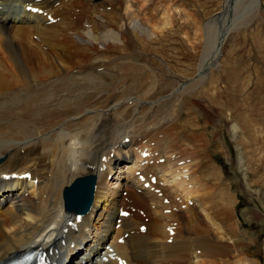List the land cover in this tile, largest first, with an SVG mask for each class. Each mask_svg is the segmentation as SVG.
Returning <instances> with one entry per match:
<instances>
[{"label":"bare ground","instance_id":"1","mask_svg":"<svg viewBox=\"0 0 264 264\" xmlns=\"http://www.w3.org/2000/svg\"><path fill=\"white\" fill-rule=\"evenodd\" d=\"M9 1H12L13 4L8 5ZM90 1L87 0L88 4L84 6L82 3H78V0H0V261L16 253L26 251L33 246L38 248L52 247L51 264H99L101 257L108 258L107 264H116V262L110 260L111 255L120 257L125 264H146V262L148 264H216L215 259L217 257L230 256V258H233L237 252L231 256L228 250L231 249L232 245L230 243L232 242L229 243L228 241L233 240L237 229H235V222H231L233 209L229 208V204L232 205L235 201L232 203H227L225 200H223L224 203L222 201L217 202L212 214H210L205 204H201L198 199L202 185L191 189L192 185L188 184V180L192 178L195 184L198 181L195 177L196 173H193L192 170V175L188 174V172H191L189 171L190 165H197L199 167L197 175L205 179L203 174L209 169L208 163H210V160L207 159L210 156L206 155V151L201 153L202 150H197L200 151L197 154V151L193 150L197 154L198 161L194 153L190 154V151L189 154L192 155L190 157L191 164L187 160L178 158V155L167 162L170 157L167 153L173 152L170 149V140H165L162 145L159 143L158 139L164 131H162L163 125L159 128L156 123H153L156 122V118L152 113L139 119L138 124L130 126L126 131H120L117 142L113 141L116 142L115 146L109 147V151L103 149L104 146L102 149L100 148L103 151L102 153L106 152L104 154L97 155L95 148L98 143L94 144L95 141H91L93 137H90V140L89 137L87 138L89 132L94 131H91L93 127L91 123H95L99 113L124 109L125 112H131L126 116L132 118L133 116H141V112H154L156 109V106L154 107L153 104L148 103L149 100L156 97L153 93H150V98L146 96L142 99L144 103L140 104V107L136 103L134 104V101L133 103L130 101V103L124 100V105L122 100L118 102L119 98L114 99L111 97L110 99L106 95L109 91L119 88L122 78L118 79L125 77L127 70L130 72L128 74L131 75L132 73L146 72V69L151 70L147 65L145 69V64L159 67V74L164 80V86L160 81H148L151 84L146 85L144 88L147 89V86L148 88H157L160 85L158 93L164 95L173 92L170 98L174 97V94L179 91H185L187 87H194L196 84L201 85L204 76H206L204 67L207 65L210 56L208 53L211 52L212 58H215L217 53H222L220 45H222V41L226 40V37L225 40L222 37V41L220 40L221 36L218 37L220 44L217 47L216 37L213 38L212 34L216 29L214 25L219 17L222 18V23H226V12L229 13L231 0H220L218 13L205 24V39L201 42L203 55L199 59L200 62L198 61L199 64L198 62V65L196 64L193 76H189L188 71L185 72V75L184 70L187 69L185 66H183L182 71L184 74L170 72L166 57V60L158 56V58L149 61L141 60L142 56L139 52L142 42L141 31L143 35H147L149 25L147 20L141 19L140 14L130 5L136 3V0H122V12L117 9L116 14H105L108 20L106 25L116 28V25L123 21L129 26L133 31L132 33H134L131 40H123L122 38L129 29H122L124 31L120 30L115 34L113 33L114 28L109 29L103 23L97 25L95 8L89 3ZM232 1L234 2L232 6L234 11L240 10L241 13L251 6L253 13H255V9L264 7L261 0ZM107 5L109 3L106 4L104 9L109 12L110 10H107L106 7H109V9L111 7ZM27 7H38L42 9L45 15L33 14L27 11ZM263 12L262 10H260V13L258 12L259 17L257 18L260 19H257L258 22L261 21ZM241 13L240 15L243 16ZM50 18L55 19V22L50 23ZM84 23H88L90 29L88 27L84 29ZM122 24L121 22L120 25ZM120 25L119 28L121 29ZM107 36L112 41L108 44L109 48L117 50L119 49L118 44L121 43L128 50L131 49L133 54L129 59L130 61H123L125 69L121 70L122 72L115 75L113 79L110 75L111 71L106 72L103 78L108 84L103 88H99L95 87L94 81L97 77L95 74L93 75V67L103 65L108 60L106 61V58L101 56L95 57L97 45L95 46L94 43L101 44ZM259 39L260 32L256 33L253 38L251 37V42L255 44L253 45V50H255L251 56H255L256 52L259 54L260 49L258 48L261 47ZM108 46L104 45V53ZM256 56L258 57V55ZM258 58L264 61V55ZM114 59L117 58H110V60ZM216 61L218 63V60ZM119 63L113 64L116 69ZM223 63L224 60L222 61L219 58V67ZM190 64L188 65L190 66ZM165 67L167 70H164ZM150 70H147L148 73L146 72L148 75ZM180 71L177 72L180 73ZM235 72L236 68H232L229 73L226 71L225 77H230ZM151 77L153 78V76ZM135 79L136 77L134 81ZM145 79L144 81H146ZM228 79L227 77V80H225L228 81ZM258 79L261 78L258 77ZM156 80L160 79L157 78ZM215 80L218 81V79ZM128 83L134 84L133 81ZM137 83L142 82H136V85ZM212 83L214 86H211L210 83L208 89L203 87L204 89L199 90L200 92L196 89L199 94L196 93L192 97L189 95L185 98L184 104L191 110L193 109L195 114L203 115L208 106L205 107L202 104L212 99L215 102L214 106L223 107L221 108L223 116L226 106L219 102L218 97L223 89L217 87L215 81ZM229 84V87L235 90L234 86L231 83ZM125 86L127 87L126 84ZM247 87H249V83L246 84ZM133 90L131 91L134 92ZM136 94H138V91H135ZM235 97H231L232 103L227 105V111L230 109L229 112L232 111L231 115L236 112L233 116H236V123H240L239 130L245 133L247 144L255 142V134L260 131L264 139V119L262 125L253 121L249 115L253 111L249 109L251 106L242 109ZM136 99L141 100V97ZM178 100L180 101L181 98ZM166 104L168 108L173 107V104H170L169 101ZM87 110L92 111L93 114H87ZM123 111H119V115L120 113L122 115ZM112 116L115 117L114 114ZM217 116L216 121L219 123L227 120L221 115ZM116 117L118 116L116 115ZM204 120L206 123V117ZM84 121L91 122L88 123V126L86 125L90 129H87L88 132L84 130V124H86ZM232 123H235V121ZM257 123H259L258 127L260 129L258 132L256 130L258 128L256 127ZM170 126L172 127V124ZM227 127L230 129V126ZM232 127V130L229 131L235 134L234 131L238 127L234 125ZM223 131L220 132L219 136L225 137V130ZM107 139L106 142L109 143V139L108 141ZM126 139H129L127 143L125 142ZM111 140L114 139L111 138ZM197 141L199 143V140ZM197 141H195L196 144ZM188 142L186 141V143ZM239 144L241 146L244 143ZM142 153H148V156L142 158ZM239 153L244 154V152H238V156ZM111 154L112 156H110ZM88 158L96 162L90 164ZM160 158H163V163H158ZM123 160H126L125 170L120 168L125 163L121 164ZM128 160L130 161L129 164ZM142 162H146V164L142 165ZM120 169L124 171L122 176L119 173ZM137 171L146 178L149 174L155 176L157 178L155 185L150 184L148 188H145L144 183L148 182V178L144 182L138 181L135 176ZM12 173L17 175L29 173L31 178L27 181L19 179L5 180L3 178V176ZM88 175H93L97 181L93 203L89 212L83 215L82 221L76 223V230H72L68 226V222L75 219V214L64 209L62 193L77 178ZM35 179H37L36 185L33 183ZM214 185V190H216L222 184L218 180ZM211 186L208 183L207 187L210 190ZM152 187L159 189L162 197L150 192ZM124 192L126 193L125 196H123ZM163 199H167L168 204H164ZM190 201L191 205L188 203ZM120 209L128 210L130 215L127 218H122L117 228L118 223L115 220ZM165 210H169V213L165 214L163 212ZM140 212H143L144 216H141ZM228 223L229 228L232 226V230L230 229L232 232H227V230L225 232ZM140 226H145V232L139 231ZM171 231L174 233L172 236L169 234ZM124 233H127L128 236L119 243L118 239ZM214 235H218L228 247L223 251L220 250L221 247L219 248L220 251L214 249L213 245L216 244L214 243ZM168 239H171L170 243L167 242ZM109 248L112 249V253H109ZM140 251L147 252V254L141 255L140 258L138 257ZM77 253L81 254L78 258H76ZM174 254H177V256L168 260ZM188 257L190 260H188ZM240 263H242V260ZM223 264L229 263L224 262ZM247 264H249V261ZM251 264H253V261Z\"/></svg>","mask_w":264,"mask_h":264},{"label":"rangeland","instance_id":"2","mask_svg":"<svg viewBox=\"0 0 264 264\" xmlns=\"http://www.w3.org/2000/svg\"><path fill=\"white\" fill-rule=\"evenodd\" d=\"M261 1H263V5H264V0H261ZM135 2L136 3L130 4V5L138 12V14H140L141 19L147 20V24L149 25V28L147 31L149 33H147V35L144 34L145 35L144 36L143 32L141 31L142 42H141V49L139 51V52H141V56H142L141 60L149 61L150 59H155L157 56L164 59V60H166V58H167L168 60H166V61H168V64H169L168 70L170 69V72H173L175 74H181V73H183L182 72L183 66H185V68H187V69L184 70V73L185 72L187 73V71H188L189 73H187V74H189V76H193L194 75L193 71L196 68V64L198 61L200 62L199 59H201V57L203 55L201 42H203L205 39L204 38L205 37L204 36V28H205V24H206L205 22L208 19H210L212 16H214L219 11L218 8H219V4L221 1L220 0H155V2H157V4L153 3V0H136ZM231 2H232V5H234V2L232 0H231ZM78 3H82L84 6H86L88 4L87 0H78ZM89 3H91V5L95 8V16L97 18V25H100V23H103L105 25V27H107L109 29H111V28L113 29L114 28L113 26L106 25V22H108V20L105 17V14H109V13L116 14L117 9L122 12L123 1L122 0H91ZM108 3H109V5H107V6H110L111 9L109 12H106L104 7ZM7 4L12 5L13 3H12V1H9ZM153 4H154V7L151 9ZM235 6H236V3H235ZM251 7L247 8L248 10L245 9L243 11V13H241L240 10L234 11V9L232 8L231 14L228 16V18H229L228 21L226 19V23H222V21H221V23H219V20L217 21V23H215L214 28H216V29L214 30V33L212 34L213 38L216 37L215 35L217 34V27L218 26L221 25V28H224L226 25L229 24L228 26L230 27V25L236 24L237 22H239L238 30L241 31V34L243 36L242 35L239 36V34L238 35L236 34L235 38L233 37L235 32H236V26L235 25H234L233 29H231L228 32L227 36H225V34L223 35L224 40L226 37L228 42H227V44H225V47L223 48V53H220V58L222 59V61L224 60V63L220 66L221 68L219 67V64H218L219 63L218 55L215 58H212V54H211V52H209L211 50L209 49V51H208L209 53L207 52L208 55H210L209 56L210 58L208 57V61H207L208 66L205 65V67H204V69L206 70V72H205L206 76H204V80L209 82V85L207 83L205 86V82H202L201 85H203V86L196 84V86H194V87L193 86L187 87V89L185 91H182L184 93L179 91V92L174 94L175 95L174 97L172 96V98H170V95H172L173 92L172 93L170 92L169 94L167 93L164 95H160L158 93L160 90V85L157 86V88H153V87L148 88V86H147V89L144 88V87H146V85L151 84L148 81H153V82L154 81H160V83L162 82L161 84L163 85L164 80L162 79V77H160L159 67H156V66H153L150 64H145L144 65L145 69L147 67L151 68V70L146 69V72L148 73L147 70H150L149 72L152 73L151 71H154L153 72L154 74L149 73V75H148L146 72H142L139 74L132 73L134 76L132 74L129 75L128 73H130V72H128V70L126 69L127 70L126 71L127 78L125 76V77H120L118 79V80H120L122 78L121 81L123 84L121 83L119 88H117L114 91H109V93H106V95L110 99H111V97L114 99L119 98L118 102H120L122 100L124 102V105H125V101H129V102L131 101L132 103L134 101V104L136 103V105L140 107V104L144 103L142 101V99L146 96L148 98H150L151 97L150 93H153V95H156V97L153 100H149L148 103L151 105L153 104L154 107L156 106L155 107L156 109L154 110V112H152V111L151 112H141V116H139V117L133 116L131 118V117L126 116V114L128 115L131 112H125L124 109H120V110L118 109L120 112L124 110L122 112V115H121V113L119 115L118 110L113 111V112L111 111L115 117L112 116L113 114L110 111H108L106 113L103 112V113L97 114L98 118L95 119L96 124L95 123L93 124V122L91 123L90 121H88V122L84 121V123H86V124L83 123L84 124V130L86 132H88V130H90V129H88L87 126L90 123L93 125V127H92L93 129L91 128V131L92 130H94V131L91 133L89 132L90 136L88 135L87 138L89 137L88 139L90 140L93 137L91 139V141L92 142L95 141L94 144L98 143V146L95 148L97 155H101V153L103 151H101L100 148L102 149L103 146H104L103 149L109 151L110 150L109 147H112L117 142L120 131L121 132L126 131L127 128H129L130 126L138 124L139 119L145 118L149 113H152L154 115V117L156 118V122H153V123H156V125L159 128L161 127V125H163L162 131L164 130L165 132L163 131L161 133V136L158 139L159 143H161V145H162L163 142H165V140H167V139L170 140L169 144H170L171 148H170V146H169V148L171 150H173L174 153L173 152L167 153V155H169L171 157V158L170 157L168 158L167 162L170 161L171 159H173L174 156L178 155L177 156L178 158L183 159V160H187L190 163L191 162L190 157H192V155H190V154L194 153V155L196 156L197 154H199L198 152H200L201 150H202L201 153H204L203 151H206L205 152L206 155L210 156V158L207 157V159L210 160L211 163L210 164L208 163L209 169L206 171V173L203 174V177L205 179H202L200 176L197 175V173L199 171V167L197 165H190L191 168L192 167L193 168L191 169L189 167V169H190L189 171L192 170L193 173H196L195 177L197 178L198 181L195 184L193 182V178H192V179H189L190 181L188 180V184L192 185L191 189L198 188L199 185H202V189H200V194L198 196V199H199L201 204H205V207L209 210L210 214H212V210L215 207L217 202H219V201L223 202V200H225L227 203H229V202L232 203L233 201H235L232 203V205L229 204V208L233 209V215L231 214V220H232L231 222H233V223L235 222V229H237V231H236L235 236L233 237L234 241L233 240L228 241L229 243L232 242V243H230V245H232V247H233L232 248L229 245V247H231L232 250L229 249L228 252L231 253V256H233L234 253H236V252L237 253H236V255L233 256V258L232 257L230 258V256H225V258H224V256L217 257L215 259L216 264H223L224 262H228L229 264H235V263L238 264L241 262V260H242V263H240V264H243L245 262H246L245 264H247L248 261H249V264H251L252 261H253V264H264V141H263L264 139H263V135H262V133L258 127L259 123L262 125V122L264 119V61H261L260 58H258V57H260V56L262 57L264 55V32H263L264 31V17H261V21L258 22L257 19L258 20H260V19L257 17H259L258 12L260 13L259 9L261 7L255 9L254 10L255 13L252 12L253 8H251ZM143 10H148L149 12L147 14L141 15V12ZM102 11H103V13H102ZM262 11H264V9ZM205 13H206V15H205ZM240 13L243 16H241ZM263 15H264V12H263ZM252 17H253V19H252ZM240 19H242L243 21ZM244 20H247L246 21L247 23ZM121 22L123 24H125L123 21H120L118 24L120 25ZM242 22H245V23H242ZM87 24L88 23H84V25H83L84 29L85 28L87 29V27H88V29H90V25L89 24L87 25ZM118 24L116 25L117 27L113 29L114 30L113 33L116 34L117 31H120L122 29H124V30L129 29L126 32V34H124V37H122V38H123V40H127V39L131 40L132 36H134V33H132L133 32L132 29L129 28V26H127L126 24L120 25L121 26V29H120ZM241 24H243V25H241ZM253 26H254V28H253ZM252 29H253V33L251 32ZM124 30H122V31H124ZM101 31L105 32L104 30H101ZM258 31L260 32L259 41H260L261 47L258 48V49H260L259 54H258V52L255 53L256 55H258V57H257L256 55L251 56V51L253 52L255 50V49L253 50V45H255V44H253L251 42V37L253 38L256 35V33H259ZM220 32H221V30H220ZM225 33L227 34V32H225ZM237 33H239V32H237ZM109 36L111 37L112 34ZM109 36H107L106 37L107 40L105 39L103 42H101V44L100 43H94L95 46L97 45L95 48V57L101 56L103 58H106V61L108 60V62H105L103 65H98L96 67L95 66L93 67V75L95 74L97 77L96 81H94L95 87H99V88H103V86L105 87L108 84V82L103 78V75H105L106 72L111 71L110 75L113 79V77H115V75L120 74L125 69V66H124L125 63L123 64V61L124 62L130 61L129 59H131V56L133 54L131 49L128 50V48H126V46L124 44H123L124 45L123 46L121 43L118 44L119 49H117V50L109 48L108 44H109V42H112L110 40ZM223 36H221V38H220L221 41H222ZM229 36L233 37V39L232 40L229 39ZM125 37H126V39H125ZM142 37H144V38H142ZM150 37H152V38H150ZM218 37H220V36H218ZM147 38L148 39L150 38V39L148 40ZM237 38H239V39H237ZM262 41H263V43L261 44ZM223 42L225 43L226 40ZM104 45L108 46V49L106 50L105 53L103 52ZM161 46H162V48H161ZM221 48H222V45H220V50H221ZM228 49H229V53L226 51ZM260 53H262V54H260ZM205 55L206 54L204 53V56ZM236 57H238V58H236ZM110 58L111 59L117 58V59L110 60ZM216 60H218V63ZM118 62H120V63L118 64V67L116 69V66H114L113 64L118 63ZM199 62H198V64H199ZM233 62H235V63H233ZM122 64L124 67L122 66ZM188 64H190V66ZM255 64H256V66H255ZM146 65H147V67H146ZM112 67H114V68H112ZM119 67H122V68H119ZM237 67H238V69H237ZM244 67L245 68L247 67L246 72H245ZM256 67H258V68H256ZM232 68L233 69L236 68L235 73L237 75L235 73L232 74V75H234L233 78H232V75H230V77L227 76L229 78L228 81L230 80L228 82V81H226L227 77H225L226 71L229 73V71H231ZM164 70H167V68L165 67ZM179 70H181L180 73L177 72ZM141 71H142V69H141ZM213 72H221L223 77L221 76V73L212 74ZM186 73H185V75H186ZM211 74H212V76H210ZM150 75L153 76V78ZM240 75H241V77H240ZM135 77H136V79L134 81ZM139 77L141 78V80ZM258 77L261 79H258ZM131 78H133V79H131ZM143 78L144 79L146 78L145 79L146 81H144ZM157 78L160 80H156ZM212 79H213V81H215V83H216L215 85H217V87H222L221 89H223V90H221V93L219 92L222 96L219 94L218 97H219V102L223 103V105L226 106L225 112L222 116L221 108H223V107L220 106V108H219L217 106H214L215 102L211 99V100H208V102H205L202 104V106H204V105H205V107L208 106L206 112L203 115L202 114L197 115V114H195V111H193V109L191 110L189 107H187L186 104H184V100L189 95H190V97H192L196 93L199 94L198 91L201 89H204L205 87H206L205 89H208V87H210V83H211V86H214L212 83L213 82ZM215 79H218V81ZM223 79L224 80L226 79L225 80L226 83H223V82H225ZM208 80H210V81H208ZM258 80H260V81H258ZM132 81L134 82V84L132 83ZM128 82H131L132 84H130ZM136 82H142V83H137V85H136ZM227 82H228V84L231 83L232 86H234L235 90L231 89L229 87L230 84L228 85ZM255 82H258V83H255ZM259 82H260V84H259ZM248 83H249V86L251 85V88H250V90L247 91L248 94H246L244 89L246 88V84H248ZM125 84L127 85V87L125 86ZM122 85L124 86L123 89H122V87H123ZM139 85H140V87L141 86L142 87L140 88ZM199 86H201L202 88ZM125 88H127V89H125ZM211 88H209V89H211ZM119 89H121L120 92H119ZM128 89H129V91H128ZM130 89L131 90L134 89L133 90L134 92H132ZM196 89H198V91H196ZM229 89H231L232 91ZM139 90H141V91L139 92ZM135 91H138V94L135 95ZM231 92H233V93H231ZM101 93H103V92H101ZM111 94H112V96H111ZM114 94H115V96H114ZM230 96L231 97L237 96V97H235V99L237 98L236 100L238 101V104L240 103V107L242 109H246L248 106L249 107L251 106L252 108L251 107L250 108L248 107V108L252 109L253 111L250 112L249 115L251 116L253 121L259 122V123H257L256 127H258V128H256V130H257V132L258 131H260V132L256 133L257 135L255 134V142L250 143L251 145L247 144V141H246L247 139H246L245 133H242L239 130V126H241V125L238 121L237 122L239 125L236 123V118H235L236 116L235 117L233 116V115H235L236 112L231 115L232 111L229 112L230 109L227 111V108H228L227 105H230V103H232ZM137 97H141V100L136 99ZM122 98H124V99H122ZM180 98H181V100L179 101L178 99H180ZM110 99H108V100H110ZM258 99H260V100L258 101ZM135 101H137L138 103ZM168 101L170 104H173V107L168 108V106L166 104ZM129 102H127V103H129ZM175 108H177L178 110ZM210 109H211V111H210ZM169 111H171V112H169ZM116 112H117V114H116ZM183 112H186L188 114H185ZM86 113L89 115L93 114L92 111H88V110L86 111ZM90 113H92V114H90ZM108 113H109V115H108ZM102 115H104V116H102ZM105 115H107V116H105ZM116 115L118 117H116ZM217 115H221L223 118H225V120L226 119L227 120L219 123L216 121L218 119ZM205 117L207 119L206 123L204 120ZM178 119H179V121H178ZM201 119H203V120H201ZM234 121H235V123H232ZM170 124H172V127L170 126ZM175 124H176V127H175ZM122 125H124L125 128ZM231 125L238 127L237 128L238 132H237V130L234 131L236 135L232 134V132L229 131V130H232V128H233ZM227 126H230V129H228L229 127H227ZM94 127H95V129H94ZM74 128H76V127H74ZM166 128H168V130H166ZM175 130H177V133H175L173 135V132ZM223 130H225V137L219 136L220 132ZM96 131H98V132H96ZM72 133H74V132L72 131ZM92 133H94V134H92ZM175 135H177V140H175V138H174ZM102 136L105 138H103ZM167 136H169V137H167ZM180 136H182V137H180ZM233 136H235V137H233ZM163 137H164V139H162ZM241 137H242V139H241ZM107 138L109 139V141ZM111 138L114 140H111ZM180 138H182V140H180ZM183 138H186L189 140H185ZM194 138H195V140L191 143L190 140L194 139ZM106 139L109 143L106 142ZM103 140H105V141H103ZM197 140H199V143ZM226 140H227V142H226ZM239 140H240V142H239ZM113 141H116V142H113ZM177 141L178 142L180 141L182 144L185 143L188 145H185L183 148H181L182 144H180V143L178 144ZM186 141L187 142L190 141V142L186 143ZM195 141H197V144ZM239 143H244L245 145L241 144V146H240ZM99 145H101V146L99 147ZM195 145H196V148H195ZM243 145H244V147H243ZM247 146H249V147H247ZM245 147H247V148H245ZM193 148H195V149H193ZM205 148H208V149H205ZM193 150H195V151L200 150V151H197V154H196V152L195 151L193 152ZM244 150L247 151V153H245ZM189 152H190V154H189ZM238 152H244V154L239 153L240 155L238 156V154H237ZM104 153H106V152H104ZM104 153H102V154H104ZM227 155L229 156V158ZM183 156L184 157L188 156V157L184 158ZM196 158L198 161L197 156H196ZM90 160L91 159L88 158V161L90 164H94L96 162V161L94 162L92 160H91L92 161L91 162ZM125 161L126 160H123L121 162V164ZM129 163H130V161L128 160V164ZM125 165H126V162L124 163V166ZM120 168L122 169L124 167L120 166ZM121 169H120L119 173L122 176V173L124 171H121ZM192 171L188 172V174L192 175ZM219 176H220V179H219ZM109 179H108V181H109ZM218 180H220V184L223 183V185H221L218 189L214 190L215 189L214 183L215 182L217 183ZM201 183H203V184H201ZM208 183H209V186L212 185L211 190L207 187ZM228 188H231V191L234 192V194L230 193L228 191ZM191 189H189V190H191ZM234 196H235V198H234ZM226 199H228V200H226ZM234 206H235V208H234ZM234 209H235V212H234ZM233 216H234V218H233ZM198 219H200V218H198ZM229 223L226 225L225 232H226V230H227V232H232L231 231L232 226H230V228L228 227ZM226 234H228V233H226ZM213 238H214V243H216L215 245H213L214 249H216V250L218 249V251H220V250L223 251L226 247H228V245L225 242H223V240H221L218 235H214ZM216 240H217V242H216ZM220 247H221V249L219 250ZM146 254H147V252H141L140 251L138 253V257L141 258V255L144 256ZM80 256H81V254L77 253L76 258H78ZM175 256H177V254H174L168 260H171ZM191 256L193 257V255H191ZM189 257H188V260H190ZM223 259H224V261H223ZM245 260H247V261H245ZM146 264H148V262H146Z\"/></svg>","mask_w":264,"mask_h":264},{"label":"water","instance_id":"3","mask_svg":"<svg viewBox=\"0 0 264 264\" xmlns=\"http://www.w3.org/2000/svg\"><path fill=\"white\" fill-rule=\"evenodd\" d=\"M82 194H84V187L80 184H74V186L65 193L67 207L71 210L77 211L76 205H73V202H75L74 197H81Z\"/></svg>","mask_w":264,"mask_h":264}]
</instances>
